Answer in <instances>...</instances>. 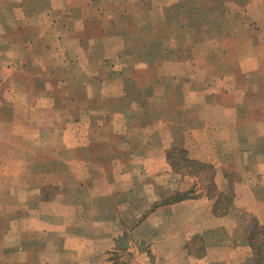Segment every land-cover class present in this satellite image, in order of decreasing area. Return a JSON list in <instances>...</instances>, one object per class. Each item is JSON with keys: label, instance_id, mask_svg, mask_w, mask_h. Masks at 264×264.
<instances>
[{"label": "crops", "instance_id": "1", "mask_svg": "<svg viewBox=\"0 0 264 264\" xmlns=\"http://www.w3.org/2000/svg\"><path fill=\"white\" fill-rule=\"evenodd\" d=\"M96 1L65 7V19L56 18L48 27L76 31L80 24H91L85 8L100 7ZM117 1L109 21L98 8L103 23L86 38L64 41L59 34L52 37L54 43L43 40L48 35L22 34L16 47L5 36L0 70L7 73L3 81L11 97L0 101V179L4 196H19L20 209L8 222L18 223L9 231L18 233L21 245L10 252L12 236L6 228L0 264H259L264 249V58L249 57L236 70L224 63L221 56L230 51L224 25L236 3L218 0L214 8L205 0L157 2V7L154 0ZM154 8L163 26L157 31L149 25L157 39L161 33H168L167 39L180 36L178 28L171 36L164 17L179 23L186 18L184 25L195 18V48L180 44L184 61L178 70L165 65L166 59H178L170 44L157 52L151 46L139 52L137 41L130 45L138 38L132 21L139 25L137 18ZM96 39L117 40L115 62L100 56L108 79H91L88 87L97 85L96 94L54 96V87L66 82L54 80L56 74H72L80 59L90 63L92 55L84 48ZM38 41L42 47L36 50ZM70 41L81 52L72 55L60 46ZM211 43L219 49L201 48ZM258 51L253 54L264 57ZM139 70L164 73L161 82L150 85L164 98L123 96V104L133 100V106L111 108L106 84L119 78L138 89L128 74ZM20 72L35 86L33 96L11 95L16 87L11 79ZM28 88L25 84L27 95ZM176 89L178 97L170 96ZM160 109L163 115L156 112ZM173 109L177 119L171 117ZM28 247L34 251L24 250Z\"/></svg>", "mask_w": 264, "mask_h": 264}, {"label": "rangeland", "instance_id": "2", "mask_svg": "<svg viewBox=\"0 0 264 264\" xmlns=\"http://www.w3.org/2000/svg\"><path fill=\"white\" fill-rule=\"evenodd\" d=\"M79 1L86 3L91 2V0H0V54H2L1 50L6 47L5 36H10L11 44L13 43V45H15L16 47L20 46V42H21L20 37L22 34H28L32 38H37L40 35L46 37L48 35L49 36L48 39L44 38L43 40L44 41L46 40L47 42L48 40L49 42L50 40H53L54 43H56L54 41L56 35L58 36L59 34H61V36L64 37V41H66L67 39H71L72 36L76 38L84 36L86 38L91 33L92 29L94 27L99 28L100 22L103 21L101 19L99 20L100 15L102 13L100 14L98 8H102L103 13L105 12V14L103 15L105 21H109L111 18H114V16L117 13L116 0H97L96 1L97 4H101L100 7L99 6L94 7L93 5H89L85 8V14L87 15V17L90 18L89 20L91 21V24L90 22L85 25L80 24L78 25L76 31H70L68 29L62 31L61 28L57 30L55 28L56 27L55 25H53V27H48L49 23L52 22V20H55L56 18L57 19L60 18L64 20L65 12L63 14V11H65V7L69 8L71 7V4L73 3L75 4ZM124 1L127 0H122L123 3ZM154 1L157 7V2H159V6H160L162 2L163 3L169 1L178 2L180 0H154ZM205 1H212L210 7L218 8V4H219L218 0H205ZM231 1H234L236 5L232 8V10L229 9L230 10L229 17L231 19L228 18L229 21L227 22H229V24L224 25L225 29L228 31V34H230L228 36V40L225 41L230 51L228 52V56H224V57L221 56V57L223 58V61H225L224 62L225 64L227 65L233 64L231 65V67L234 66L233 70H236L235 67L238 66V64H241L243 60L248 59L249 57H251V60L254 61H256L258 58H260V60L264 58V57L261 58L259 55V53L261 52L264 53V0H230L229 2ZM117 2H120V0ZM258 4H260V7L257 6ZM254 5L255 7H253ZM216 10L217 9L213 10L215 14H216ZM139 11L142 10L139 9ZM147 13H150V15L146 14L144 16L137 18L136 22H138L139 25L134 21H132L130 28H132L133 30H135L136 28L138 33L137 34L138 38L136 40H132L130 45H133V43L137 41V46H135L134 49H137L139 52H141L143 48H148L151 46L150 47L151 51L154 52L156 51V49H161L162 45L164 47H167V44H170L172 47L175 48L174 49L175 51H178L176 52L178 59H175L176 61L166 59L165 65L170 67V69L175 67L178 70L179 63L181 61L182 62L184 61L183 56H181V52H180L181 49L179 48L180 44H183V47H185L186 50H191V49L194 50L195 48L194 41L192 40L195 31L194 16L191 17V19L188 18V20H190V23L188 25H184L183 23L184 22L183 20H186V18L183 19L181 23H179L178 18H174L173 16H170L165 19L164 17V20L166 22L165 27H169L172 30L171 36H173V34L174 36L175 34H177V28L181 30L180 36H178V39L177 38L171 39L170 37L167 39L166 37L168 33H164V34L161 33V35H159L160 38L157 39L158 35L156 34V32L158 30L162 31V29H158V28H163L160 15L157 14L158 13L157 8H154ZM238 15L243 16V18L240 19V17H236ZM171 17L174 18V21ZM239 19L242 21H239ZM172 21L173 24L169 26L170 22ZM176 22L178 23L176 24ZM149 25H153V27L155 26L157 31L156 30L155 32L150 31L151 29ZM146 27L149 28L148 31L146 30ZM43 30L45 33L43 32ZM259 34H261L262 36ZM53 36L54 39L52 38ZM163 36H166L165 38L167 40H165ZM145 38H147L148 41H146ZM64 43L63 45L60 44V46L69 48L72 55L74 53L76 54L77 52L78 53L81 52L78 49L79 47L74 42L70 41V43H65V44ZM224 43H220V44L224 45ZM201 45H202L201 48L205 50H211L213 48H216V50L219 49L217 47L218 44L215 43L201 44ZM36 46H37L36 50H39L40 47H42V41H38L36 43ZM86 46L87 48L84 49L87 50L88 54L92 55L90 59V63H87L86 60L80 59L77 65L78 67H76V71L73 72L72 74H69L67 72L62 74L60 73L56 74L55 76L56 79L54 80H62L66 82L64 87L59 86L57 88V85L54 87L53 89L54 96H58L60 98L66 99L68 96L71 95L80 96L83 93H86V91L88 92V94L89 93L96 94V92L98 91L97 85H91V88L88 87V84H90L91 79L97 78L96 81L99 80L100 78L108 79L109 73L104 69V67H102L104 60H102L100 56L102 54H105V56H107L106 62H109L110 60L111 62L113 61L115 62L116 51L114 50H116V47L118 46L117 40L107 39L103 41L96 39L94 43ZM256 48H260V51H258L259 56H255V54H253V51H256ZM77 58H79V56ZM125 60H127V58H124V61ZM3 62H0V65H2ZM47 62L48 63L45 64L48 65L49 67L50 61L48 58H47ZM142 62L147 63L145 58L142 59ZM158 63L160 64V61H158ZM216 65L218 64L216 63L214 65V68L215 71L217 72L219 68H217ZM30 70L31 73L35 74L37 71L36 65L35 64L31 65ZM170 73L171 72L166 74L170 75ZM25 74L26 73L23 72H20L18 74L16 73L14 75V78L11 79L15 82V86H16L13 87V89H11V95L15 97L16 96L21 97V99L22 98L24 99L29 95L33 96L34 92H36L34 89L35 86L31 82V80L28 79L27 77H24ZM173 74L171 73V76ZM128 76L130 78V81H136L139 84L140 88L132 89L130 86L126 85L122 79L120 80L119 78H117L116 80H114L115 78H111L112 81H110V84H106L107 86L105 89L106 92L105 95H108L111 108L118 109L119 107H122L124 109L125 105H127L125 107H132L135 102L133 100H131V102L126 100L125 103L123 104L125 100L124 99L125 97L123 98V96H127V98L132 97V99H136L137 101H139L140 99L142 101L143 100L147 101L149 98L152 97L156 101L157 99L159 100L160 98H164L161 89H158L156 87L155 88L150 87V85L153 82L155 83L161 82L162 79L164 78V73L157 71L151 72L146 70H139V72L130 73L128 74ZM6 78H8L7 73H5V71L1 72L0 70V101L7 100V97L8 98L11 97L10 94H8V92H10L9 90L10 88L8 87V84L4 83L3 81ZM72 79L75 80L78 79L83 83L78 82L76 84H73ZM25 84H30L32 86L31 89L28 88L29 90L28 95L24 92ZM84 87L86 88L84 89ZM31 91H33V94H31ZM120 93H123V95L120 96ZM169 95L170 96L174 95V97L177 98L178 89H176V91L173 90ZM112 111L114 112V110ZM156 112H160L161 115H163L162 113L163 111L161 109L157 110ZM172 112H174V114L173 115L171 114V117L173 116L175 119H177L179 117L178 111L176 109H173ZM189 115L194 119H197L200 116L196 112H191ZM47 122L50 123V120H48ZM53 123L56 124V122L54 121ZM1 181L2 180L0 179V256L2 253V242H4L2 240L4 239V236L5 238L6 236L9 237L8 233H11L12 236V239L10 241V246H11L10 248L12 249H10V252H13V250L18 252L19 247L21 245L18 233H13L9 231L12 230V227L14 226L13 224H18V223H15L16 221H14L13 218L12 221L8 222L10 216H12V214H14L16 211L20 209L19 196L18 194H14L12 196H7V197L4 196L5 184H3ZM208 184L209 183H207V188L209 187ZM6 228H8L7 231L8 233L6 232L5 234ZM24 250L34 251L29 247ZM260 251L263 253L262 255H264V249L261 248ZM14 258H18V254H16Z\"/></svg>", "mask_w": 264, "mask_h": 264}, {"label": "trees", "instance_id": "3", "mask_svg": "<svg viewBox=\"0 0 264 264\" xmlns=\"http://www.w3.org/2000/svg\"><path fill=\"white\" fill-rule=\"evenodd\" d=\"M150 31H153V30H150ZM160 48H161V45H160ZM256 252H257V249H256ZM263 258H264V255H262V253H261V259L263 260ZM262 260H261V262H259V264H263Z\"/></svg>", "mask_w": 264, "mask_h": 264}]
</instances>
